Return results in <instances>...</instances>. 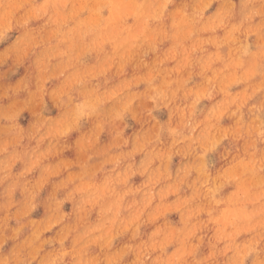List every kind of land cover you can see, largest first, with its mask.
<instances>
[{
  "label": "clouds",
  "instance_id": "1",
  "mask_svg": "<svg viewBox=\"0 0 264 264\" xmlns=\"http://www.w3.org/2000/svg\"><path fill=\"white\" fill-rule=\"evenodd\" d=\"M0 264H264V0H0Z\"/></svg>",
  "mask_w": 264,
  "mask_h": 264
}]
</instances>
